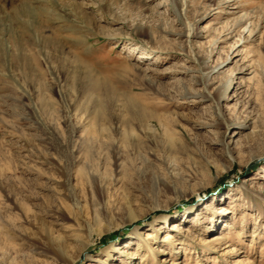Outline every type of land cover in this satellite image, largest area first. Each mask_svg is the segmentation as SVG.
I'll use <instances>...</instances> for the list:
<instances>
[{
  "label": "rangeland",
  "instance_id": "1",
  "mask_svg": "<svg viewBox=\"0 0 264 264\" xmlns=\"http://www.w3.org/2000/svg\"><path fill=\"white\" fill-rule=\"evenodd\" d=\"M39 1L0 0V264H264V0Z\"/></svg>",
  "mask_w": 264,
  "mask_h": 264
},
{
  "label": "bare ground",
  "instance_id": "2",
  "mask_svg": "<svg viewBox=\"0 0 264 264\" xmlns=\"http://www.w3.org/2000/svg\"><path fill=\"white\" fill-rule=\"evenodd\" d=\"M20 2L24 3L25 0H20ZM42 2H40L39 0H35V2H33L34 3L33 6L31 8H27L29 10V16L28 17L30 18V20L35 22L37 25L35 27L36 30L40 29L43 26V24L46 23V17L49 15V12L52 11V9L49 11L50 7H52L51 5H49L50 6L49 9H47L48 6L45 7V5L42 4ZM43 3H45V1ZM48 18L50 19V17H48ZM81 22L85 25L89 24L90 26L93 24V20L90 17H88L86 14H83ZM50 23H51V21H50ZM24 28L25 27L23 24H19L18 29L23 30ZM70 29H71V27H70ZM64 32H66V34L64 36H62L61 33H64ZM75 32L76 31H72V29L69 30V29H66L65 27H62L60 25H56V26L53 25V28L50 29V36L45 37V38L42 37L41 39L43 41L40 40V43L43 47L49 46V47H54L57 50H61L63 48L65 42L70 43V45H72V46L74 44H76V40L74 41V37H73ZM75 38H77V37H75ZM77 39H79V37ZM26 43H28V42H26ZM21 44L23 45V42H21V41L19 42V41L15 40V42H14V45L18 48L21 47ZM28 47H30V46H28ZM72 55H73V57L71 60H68V59L65 60L64 59V62H86L82 53L75 51V52H73ZM23 62H35V58L34 57L26 58L23 60ZM86 77L88 78V80H90V84H91L93 90H96V91L99 90V91H103V92L106 91V92H109L110 94L114 93L112 86H110V84L106 80L99 79V78H92V77L90 78V74H88V73L86 74ZM133 103L134 102H131V104H133ZM136 106H137V110L139 113L138 116L140 117V119L147 120V121H153L154 120V121L158 122V124L163 129V132H164L163 134L166 135V137H165L166 140L172 143L173 142L172 135L169 132V130H166L167 126H169L167 121H163L161 117H159L156 114L152 113L151 111L147 110L146 105L142 104L141 102H140V104H138ZM64 245H65L64 241H62V242L59 241V244L57 246L53 247V255L60 256L63 253V248H64L63 246ZM228 249H230V248H228ZM229 253L230 252L227 251L225 256H227Z\"/></svg>",
  "mask_w": 264,
  "mask_h": 264
}]
</instances>
